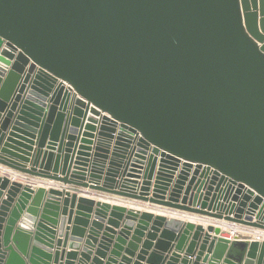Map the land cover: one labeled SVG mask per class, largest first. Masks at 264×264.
Returning a JSON list of instances; mask_svg holds the SVG:
<instances>
[{
  "label": "water",
  "instance_id": "95a60500",
  "mask_svg": "<svg viewBox=\"0 0 264 264\" xmlns=\"http://www.w3.org/2000/svg\"><path fill=\"white\" fill-rule=\"evenodd\" d=\"M228 223L264 230V0H0V264H264Z\"/></svg>",
  "mask_w": 264,
  "mask_h": 264
},
{
  "label": "crops",
  "instance_id": "0c3cea01",
  "mask_svg": "<svg viewBox=\"0 0 264 264\" xmlns=\"http://www.w3.org/2000/svg\"><path fill=\"white\" fill-rule=\"evenodd\" d=\"M6 168V167H5ZM4 168V169H5ZM8 169V168H7ZM10 170V169H9ZM20 174V173H18ZM23 175V174H20ZM17 180H21L24 184L25 182H31L33 187H43L46 191L50 188H56V189H61V188H68L72 191H75L77 197H86L89 199L94 200L95 202H103L109 205H120L123 206L127 209H134V210H139L141 212H150L154 215H161L166 218H174V219H179L183 220L184 222H192L194 224H201L204 229L206 230V226L208 225V222L204 219L202 216L195 215L193 213H186L183 212L184 214L182 215V211H177V210H172L169 209L168 207L145 202V201H140V200H133V199H127L125 197H121L118 195L110 194V193H105L101 192L95 189H90L88 187H80V186H74V185H64L60 182L57 181H52L49 179L45 178H40V177H31V176H25L24 177H17ZM223 224V223H222ZM104 226H108L106 223H104ZM222 230H225L223 226H221ZM118 230V229H115ZM57 232V231H56ZM210 235L214 236V232H210ZM85 236L83 237H77L71 235V233L68 234V237L66 238L65 235H58L57 233L55 234L54 237V246H56V240H60L61 244L58 247L59 251L63 250L66 252H72V251H79L73 247H70V243L73 242L78 244V246L81 248L85 246L84 243ZM144 240V237H142L141 241L137 243V248L133 251L132 255H129L125 251L124 248H126V245H122V249H120V254L124 256H130V263L133 264L135 261H138L139 259L137 258V254L139 253L140 249L142 248V242ZM154 241H151V244H153ZM64 244V245H63ZM56 248V247H55ZM78 248V249H80ZM109 256V252L106 255V258ZM106 260V259H104ZM143 262L144 261H140Z\"/></svg>",
  "mask_w": 264,
  "mask_h": 264
},
{
  "label": "built area",
  "instance_id": "2783aa9c",
  "mask_svg": "<svg viewBox=\"0 0 264 264\" xmlns=\"http://www.w3.org/2000/svg\"><path fill=\"white\" fill-rule=\"evenodd\" d=\"M21 176L24 177V175H20L18 173H12L11 174V178L16 179V180H17V177L19 178ZM228 226L231 227V233L232 234H235L236 232H241L242 234H247V235H249L255 239H258V240L264 239V230L253 229V228H248V227L241 226V225H233V224H229V223H228Z\"/></svg>",
  "mask_w": 264,
  "mask_h": 264
},
{
  "label": "bare ground",
  "instance_id": "6f19581e",
  "mask_svg": "<svg viewBox=\"0 0 264 264\" xmlns=\"http://www.w3.org/2000/svg\"><path fill=\"white\" fill-rule=\"evenodd\" d=\"M227 227H230V226H227Z\"/></svg>",
  "mask_w": 264,
  "mask_h": 264
}]
</instances>
